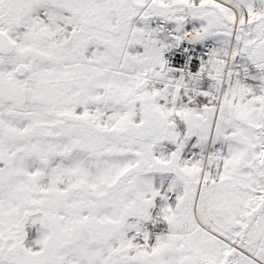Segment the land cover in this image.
<instances>
[{"label":"snow or ice","instance_id":"snow-or-ice-1","mask_svg":"<svg viewBox=\"0 0 264 264\" xmlns=\"http://www.w3.org/2000/svg\"><path fill=\"white\" fill-rule=\"evenodd\" d=\"M0 264H264V0H0Z\"/></svg>","mask_w":264,"mask_h":264}]
</instances>
